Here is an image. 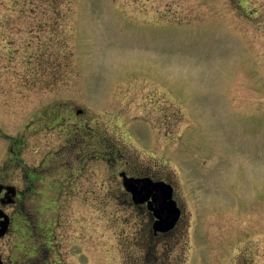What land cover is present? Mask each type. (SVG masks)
I'll use <instances>...</instances> for the list:
<instances>
[{"label":"rangeland","instance_id":"rangeland-1","mask_svg":"<svg viewBox=\"0 0 264 264\" xmlns=\"http://www.w3.org/2000/svg\"><path fill=\"white\" fill-rule=\"evenodd\" d=\"M21 135L76 174L59 264H264V0H0V154ZM123 172L172 186L173 233L151 236Z\"/></svg>","mask_w":264,"mask_h":264},{"label":"flooded vegetation","instance_id":"flooded-vegetation-1","mask_svg":"<svg viewBox=\"0 0 264 264\" xmlns=\"http://www.w3.org/2000/svg\"><path fill=\"white\" fill-rule=\"evenodd\" d=\"M75 113H82V110ZM89 122L87 121L86 126L80 122L79 136L83 134L85 138L90 134L89 130H86V127L89 128ZM36 130L37 127L34 128L33 125H25L23 128L25 132ZM4 139L7 145L0 154V264H59L54 257V260L52 259L55 250L50 239L52 229L58 222L55 215L57 212L51 209V205L59 202L63 189L67 188L70 192L74 190L77 186L73 183L76 174L63 171L60 167H45L47 158L37 165H32L30 158L22 151L26 147L22 135L16 138L5 136ZM71 147L78 148V142ZM71 147L67 146L66 151ZM79 155L83 157L80 160L82 166H87L89 160L95 158L83 152ZM77 171H82V167ZM122 174H125L126 178L135 179L134 182L128 183L129 190L124 188ZM59 176H62L61 179ZM120 177L123 191L129 196L131 205L149 214L151 236L156 239L173 233L182 217L180 206L173 195V188L171 198L180 210L178 220L168 231H154L152 225L158 217H161L160 220L172 217L173 209L168 204L166 188L153 186L156 182L164 181L144 175H128L126 172L121 173ZM48 193H55L54 199H48ZM48 213L55 215L49 227L41 223L44 218L46 221Z\"/></svg>","mask_w":264,"mask_h":264},{"label":"water","instance_id":"water-1","mask_svg":"<svg viewBox=\"0 0 264 264\" xmlns=\"http://www.w3.org/2000/svg\"><path fill=\"white\" fill-rule=\"evenodd\" d=\"M123 177H124V181H123L124 187L126 188V190H129L128 189V183L134 182L135 180H132V179L127 180L124 175H123ZM140 181H142V180H140ZM153 186H156V187L164 186L166 188L165 192H166V197L169 200L168 204L172 207L173 210H172V217L166 218L163 220H160L161 217L160 218L158 217L157 218L158 220L155 221V223L153 224L152 227H153L154 231H161V232L168 231L174 226V224L178 220V217L180 215V210L177 208L175 201H173L171 198L172 188L170 185L165 184L163 182H156L153 184ZM132 193H134V192H132ZM149 193H150V191H149Z\"/></svg>","mask_w":264,"mask_h":264}]
</instances>
